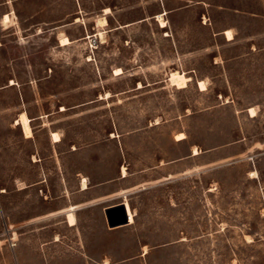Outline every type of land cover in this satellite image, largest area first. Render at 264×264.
Here are the masks:
<instances>
[{
    "label": "rangeland",
    "instance_id": "1",
    "mask_svg": "<svg viewBox=\"0 0 264 264\" xmlns=\"http://www.w3.org/2000/svg\"><path fill=\"white\" fill-rule=\"evenodd\" d=\"M9 1L0 264H264V0ZM87 175L135 221L106 234L88 216L59 240L63 194L105 193L78 191Z\"/></svg>",
    "mask_w": 264,
    "mask_h": 264
},
{
    "label": "crops",
    "instance_id": "2",
    "mask_svg": "<svg viewBox=\"0 0 264 264\" xmlns=\"http://www.w3.org/2000/svg\"><path fill=\"white\" fill-rule=\"evenodd\" d=\"M9 2H10L9 0L0 1V7H2V6L4 7L6 4H9ZM8 13H9L10 17L12 18L11 12H6L4 14V17ZM65 45H67V44H65ZM21 114H20V116H21ZM17 123L20 124L23 127V125L21 123H19V122H17ZM23 130H24V128H23ZM28 137H30V136H28ZM125 169H126V167L123 166L122 167V170H123V175L122 176L123 177L127 176ZM88 177L89 176L87 175V176H83L82 179H80L79 184H78V191L87 192V191H90V189H92V188L99 187L101 190H105V193H103V194H101L99 196H96V197L88 198L85 202H81V201H74L73 202V201H71L69 194H66V195L63 194V198L68 196V203L65 206H63L61 209H54L52 207L50 209V211H49V214L47 213V229L49 228V221H50L49 220L50 219L49 216L52 217L51 218L52 222H53V218H54L55 214L56 215L58 214V215L61 216V227H62V230H61V233H57L56 232L57 233L56 235H59V237H58L59 240L67 241V240L70 239V235L69 236L67 235L66 228L71 229L72 232L75 231L76 233L83 232L82 228H83V225L86 222H88L89 219H86V217H88V216L97 217V221L101 225H103V228H104L103 230H104V232L106 234H111V233L116 234L121 228H123L125 226H128V225L132 224L135 221L136 213H135V208H134V204L132 203V201L129 200L128 197H126V196L118 198L117 196H113V195L109 194V191H110L109 189L111 188L110 187L111 183L109 181L112 180V179H109V180L104 179V180L98 181L93 186L92 185L89 186L88 185ZM85 183H86V185H85ZM126 202L129 203L130 208H131V210H132V212L134 214V221L130 222V219H129V222H127L125 224H119V225H116V226H110L106 210L108 208H110V207H113V206L121 204V203H125L126 204ZM95 205H101V206L95 207ZM126 207H127V204H126ZM70 212H72L74 214V216H75V222L74 223H71L69 221V213ZM89 222H91V221H89ZM51 233H52V238H53L54 237L53 229L51 230ZM85 234H86L85 239L88 240V241H90V240L96 241V240H100L101 239V236L97 235L94 231H86ZM62 247H64V246H62ZM89 253H90L89 255L85 256V258H88V259H85L82 262H84V263H100V262L108 263V262H111V260H107V259L97 260V259H95L96 256L91 254L92 252H89ZM62 262H66V261H62Z\"/></svg>",
    "mask_w": 264,
    "mask_h": 264
},
{
    "label": "bare ground",
    "instance_id": "3",
    "mask_svg": "<svg viewBox=\"0 0 264 264\" xmlns=\"http://www.w3.org/2000/svg\"><path fill=\"white\" fill-rule=\"evenodd\" d=\"M4 21L5 22H8L10 21V15L9 14H6L5 17H4ZM227 34L229 35V37L232 36L231 32L228 30L227 31ZM62 44H67L69 43V38L68 37H63L62 39ZM120 70V69H118ZM174 81L182 84V83H185L186 80H187V76H185L184 74L182 73H177V74H174L173 75V78H172ZM12 83V82H11ZM203 85V83H202ZM255 110L253 108H251V112L254 114ZM20 122L23 124L24 126V129H25V132L28 134V135H31L32 133V130H31V126H30V120H29V117L25 114V113H22L21 115V118H20ZM53 136L56 140H59L60 137H59V134L57 132H54L53 133ZM127 204V209L129 211V215H130V222H133L134 221V214L132 213L131 209H130V206L129 204L126 202ZM69 221L71 223H74L75 222V216L72 212L69 213Z\"/></svg>",
    "mask_w": 264,
    "mask_h": 264
},
{
    "label": "water",
    "instance_id": "4",
    "mask_svg": "<svg viewBox=\"0 0 264 264\" xmlns=\"http://www.w3.org/2000/svg\"><path fill=\"white\" fill-rule=\"evenodd\" d=\"M110 226L129 222L130 215L125 203L110 207L106 210Z\"/></svg>",
    "mask_w": 264,
    "mask_h": 264
},
{
    "label": "built area",
    "instance_id": "5",
    "mask_svg": "<svg viewBox=\"0 0 264 264\" xmlns=\"http://www.w3.org/2000/svg\"><path fill=\"white\" fill-rule=\"evenodd\" d=\"M4 234H9V232L7 231V233H5V232H2L1 229H0V237L3 236ZM13 245H14V243H13Z\"/></svg>",
    "mask_w": 264,
    "mask_h": 264
}]
</instances>
